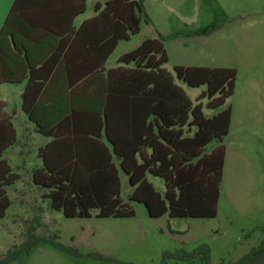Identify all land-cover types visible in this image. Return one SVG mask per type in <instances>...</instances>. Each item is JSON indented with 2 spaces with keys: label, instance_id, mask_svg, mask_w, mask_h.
Here are the masks:
<instances>
[{
  "label": "trees",
  "instance_id": "trees-1",
  "mask_svg": "<svg viewBox=\"0 0 264 264\" xmlns=\"http://www.w3.org/2000/svg\"><path fill=\"white\" fill-rule=\"evenodd\" d=\"M98 7L99 2H95L94 8ZM12 9L13 4L0 35L8 34ZM140 19L148 20L143 0H104L103 8L91 20L107 24L110 42L106 44L105 56L117 40L127 39L138 31ZM117 61L132 63L133 67L106 71L105 99L98 126L102 127L106 142L97 140L101 136L98 133L88 143L73 139L70 144L60 145L57 151L53 149L57 144L54 141L44 144L37 150L40 165L32 169L30 183L41 189L47 208L60 211L65 217H88L92 212L96 217L132 216L128 201L141 203L149 217L163 214L169 218L213 217L229 108L206 117L200 100L204 99L209 110L222 106L232 94L235 69L175 65L172 76L162 67L166 55L160 38H144L119 55ZM21 78L5 75L1 79L16 82ZM174 79L187 87L204 86V91L192 102ZM34 97L27 100L25 91L22 93L21 108L28 117ZM12 140V126L0 114V217L10 203L5 188L18 178L1 157ZM208 143L213 144L209 150ZM120 174L130 188L126 201L120 196ZM146 174L162 179L161 194L152 188ZM38 225V218L28 222L26 239L0 255V264H8L41 242L66 250L55 235L35 234ZM259 231L256 246L235 261L219 264H264V226ZM162 257L180 260L198 257L201 264H208L209 249L201 244L190 252L165 251Z\"/></svg>",
  "mask_w": 264,
  "mask_h": 264
},
{
  "label": "rangeland",
  "instance_id": "rangeland-1",
  "mask_svg": "<svg viewBox=\"0 0 264 264\" xmlns=\"http://www.w3.org/2000/svg\"><path fill=\"white\" fill-rule=\"evenodd\" d=\"M172 2L180 14L166 11L159 0L153 3L166 55L162 67L172 76L175 65L236 71L233 93L222 106L209 110L200 100L206 117L224 107L231 111L215 215L149 217L141 203L128 201L132 216L96 217L92 212L65 217L47 208L41 189L23 172L20 182L5 188L10 203L0 217V255L26 239V225L36 218L34 233L55 235L66 250L41 242L8 264H201L198 257H162L165 251L190 252L201 244L209 249L208 264H219L235 261L257 245L264 226V0ZM139 37L120 46L131 47ZM181 87L190 101L204 91V86ZM212 146L208 143L206 149ZM146 178L161 194L162 179ZM119 179L126 201L130 188L123 174Z\"/></svg>",
  "mask_w": 264,
  "mask_h": 264
},
{
  "label": "crops",
  "instance_id": "crops-1",
  "mask_svg": "<svg viewBox=\"0 0 264 264\" xmlns=\"http://www.w3.org/2000/svg\"><path fill=\"white\" fill-rule=\"evenodd\" d=\"M159 1L166 11L180 14L172 0ZM95 2H99L98 8H94ZM103 2L0 0V28L13 4L8 34L0 35V114L13 129V140L3 149L1 157L9 171L18 177L13 183L20 182L21 173L30 175L32 169L39 167L37 150L48 142L57 143L53 148L57 151L60 145L70 144L73 139L88 143L99 133L97 140L105 143L103 129L98 126L105 99L106 71L133 67L132 63L118 62V56L144 38H159L162 34L155 21L154 0H143L148 20L140 19L138 31L127 39L117 40L105 56L106 44L110 42L107 24L91 20L99 14ZM133 35L140 37L131 47L120 46ZM117 47L120 50L112 56ZM5 75L22 78L16 82L2 81ZM174 82L181 87L182 83ZM24 91L27 100L35 96L29 117L21 108ZM230 129L228 121L226 134ZM222 144L225 155L226 146Z\"/></svg>",
  "mask_w": 264,
  "mask_h": 264
}]
</instances>
